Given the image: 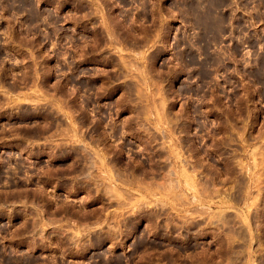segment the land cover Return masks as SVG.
Returning a JSON list of instances; mask_svg holds the SVG:
<instances>
[{
	"label": "rangeland",
	"instance_id": "rangeland-1",
	"mask_svg": "<svg viewBox=\"0 0 264 264\" xmlns=\"http://www.w3.org/2000/svg\"><path fill=\"white\" fill-rule=\"evenodd\" d=\"M129 221L133 264H264V0H0V264Z\"/></svg>",
	"mask_w": 264,
	"mask_h": 264
},
{
	"label": "flooded vegetation",
	"instance_id": "flooded-vegetation-1",
	"mask_svg": "<svg viewBox=\"0 0 264 264\" xmlns=\"http://www.w3.org/2000/svg\"><path fill=\"white\" fill-rule=\"evenodd\" d=\"M143 226L144 227L140 226V229H138L139 232L134 233L133 236L128 238V240H126L125 242L123 240L125 235L122 233L121 236H120V232L125 230V227L123 226L122 223L118 227L119 228L118 229L119 230L118 233L109 232V233H105V234L101 235V236H105V237H110L111 236V237L115 238L120 243L118 245H122V246L124 245V243L126 244L129 241L132 242V244H130V245H129V243H127V247H131L132 248V253L129 254L128 256H125L124 254H117L116 257L111 258L112 259L111 263H106V261L108 260V255L106 253H107V251L109 249L114 247L111 243H110L111 244L110 245L109 241H108L106 246L100 248L99 250H96V249L92 248L91 250H93L94 253L89 251V256H87V259L89 261L88 264H117V262L119 264H133L134 259L137 257L136 254H137V252L139 250L142 251V253L148 250L147 253L151 254L152 253V248H154V246L156 245L157 242L154 239H150L148 236L143 238L145 236L144 233H145V230L147 229V226L149 228H151V226H149V224H143ZM62 237H63V235H62ZM141 240H143L144 243L141 242ZM74 247L75 246L73 244L72 246L67 247V250L63 248L62 251H66L68 253V256L70 257V254L73 253V248ZM55 248H57V247L55 246ZM115 249H117V250L118 249H122V247L121 248H115ZM123 257H125V258H123ZM116 258L117 259L121 258V259L115 260ZM120 260L122 261V263H120ZM68 262H73V261L68 260Z\"/></svg>",
	"mask_w": 264,
	"mask_h": 264
},
{
	"label": "bare ground",
	"instance_id": "bare-ground-1",
	"mask_svg": "<svg viewBox=\"0 0 264 264\" xmlns=\"http://www.w3.org/2000/svg\"><path fill=\"white\" fill-rule=\"evenodd\" d=\"M133 183V182H132ZM131 185V184H130ZM150 219V222H151V219H153V218H149ZM152 223V222H151ZM139 224H140V222L138 221V222H127L126 224H125V232H124V235L127 237V238H129V236L131 235V232H132V229H135V230H137L138 231V226H139ZM134 230V231H135ZM186 231V230H185ZM188 232H190V230L189 231H187V235L185 236L187 239H190V233H188ZM174 233L171 231V233H170V236H169V238H167L168 240H173L172 239V237L174 236L173 235ZM171 237V238H170ZM74 239V238H73ZM108 239V238H107ZM106 238L104 239L103 237H101L100 239H95L96 241L92 244V246L93 247H101L103 244H104V242H105V240H107ZM121 239V238H120ZM142 242H143V240H142ZM144 243V242H143ZM142 243V244H143ZM91 246V245H90ZM86 248H88L87 246H86ZM85 249V248H84ZM89 249V248H88ZM86 250V249H85ZM84 250V251H85ZM88 251V250H87ZM86 252V251H85Z\"/></svg>",
	"mask_w": 264,
	"mask_h": 264
}]
</instances>
